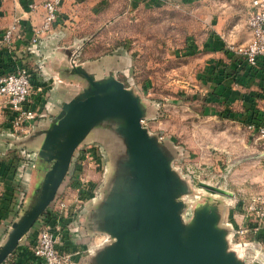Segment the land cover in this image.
I'll return each instance as SVG.
<instances>
[{"label": "water", "instance_id": "1", "mask_svg": "<svg viewBox=\"0 0 264 264\" xmlns=\"http://www.w3.org/2000/svg\"><path fill=\"white\" fill-rule=\"evenodd\" d=\"M80 48H55L52 117L22 137L4 138L34 146L35 156L21 207L0 238V264L49 210L78 150L93 142L104 150V180L75 223L85 237H104L87 248L82 264H245L243 245L232 242L234 229L225 220L233 193L204 181L205 193L195 192L171 164L181 158L179 147L141 124L159 116L160 105L118 78V52L77 63ZM190 193L196 199L187 201Z\"/></svg>", "mask_w": 264, "mask_h": 264}, {"label": "rangeland", "instance_id": "2", "mask_svg": "<svg viewBox=\"0 0 264 264\" xmlns=\"http://www.w3.org/2000/svg\"><path fill=\"white\" fill-rule=\"evenodd\" d=\"M162 1L88 0L83 7L70 5L68 17L61 18L54 33L59 35V44L78 38L75 41L81 48L76 60L113 52L131 56L132 69L128 76L118 72V78L126 85L140 88L160 105L159 116L149 120L147 126L179 147L181 158L173 159L171 164L180 175L189 178L191 188L205 193L199 189L200 181H204L233 193L227 200L229 204L225 205V220L231 222L234 229L233 215L241 213V199L264 191V136L250 131L243 122L251 107V104H245L248 99H244L245 103L224 101L222 106L214 104L213 113H209L206 104L211 102L208 100L211 88L203 82L204 66L198 62L192 68L190 55L175 54L186 43L193 19L186 9L179 10L174 6L178 0ZM89 3L93 5L90 7ZM246 16L247 12L245 21ZM262 76L253 81L258 92L256 107L264 100V84L258 83L264 82ZM93 143L95 155L83 160L81 174L91 188L95 185L97 191L104 180L106 167L103 148L99 143ZM195 196L190 193L186 199L194 200ZM186 214L192 215L191 208ZM36 226L35 223L33 227ZM262 232L264 228L257 235L249 233L242 239L251 242L242 252L245 264H264ZM103 237L95 234L83 242L82 238L75 240L88 248L101 242ZM239 240L232 235V242Z\"/></svg>", "mask_w": 264, "mask_h": 264}, {"label": "crops", "instance_id": "3", "mask_svg": "<svg viewBox=\"0 0 264 264\" xmlns=\"http://www.w3.org/2000/svg\"><path fill=\"white\" fill-rule=\"evenodd\" d=\"M74 1L64 2L61 5L58 12V20L53 25L52 33L39 39L38 43L41 42L39 46L32 45L30 39L34 27L38 26L42 21L44 14L43 0H4L0 6V35L4 33L14 18L18 19L11 46L0 49V72L9 71L16 65H25L32 69L34 74L42 79L47 87L43 98L44 105L39 117L34 121L35 125L50 119L56 103H58L56 94L57 80L51 66L57 54L55 48L68 47L78 42L77 40L75 41L78 38H74L69 43L59 44L57 41L59 35L57 36L54 33V30L59 28L61 18L68 17L67 9L71 7L70 5L78 4L83 7L88 0H79L76 4H72ZM159 1L161 2L162 0ZM29 3L36 4V8L30 10ZM249 4L250 0H178L174 3L177 9H186L191 15V19H193L186 43L181 50L175 51V54L190 55L189 62H193L192 68L196 67L198 62H201V65L204 66L203 82L211 88L208 92V100H211V102L206 104L209 113H213L214 104L219 103L222 106L224 101L225 103L231 101L234 104L235 102L245 103L244 99H248V103L245 104H251L249 106L256 107L258 92L255 91L257 87H254L253 81H255V78L264 75V67L251 68L249 70L244 68V66L237 65L234 56H231L232 52L228 53L226 51L225 41L222 38V35H225L226 39L233 44L246 43L249 40L250 32L245 21V13L249 8ZM92 5L91 3L88 4L90 7ZM77 15L79 16V14ZM103 55L92 59H77V63L95 60ZM116 55L118 56V61L123 64V70L119 72H123L124 76H128L129 70L132 69L131 56L120 52L116 53ZM126 70L128 71L126 72ZM197 77H200V74ZM258 83L264 84L261 80ZM248 85L251 87L246 88ZM141 91L145 98L150 99L144 94L143 90ZM3 130L0 127V162L2 163V168L5 166L7 170L3 176V184L0 191V238L21 207L28 179V169L35 156L34 146L18 147L5 141L4 138L8 134ZM22 136L24 135L18 136V138ZM92 146H94V143L86 144L78 150L72 170L64 186L59 188L55 198L68 186L74 169L84 157L83 150H91ZM238 221H240V213L233 215V225H236ZM73 224H76L75 221L68 226ZM35 228L32 227L24 242L19 244L16 250L2 264H12L19 261L27 264H37L39 262L33 257L27 246L33 239ZM85 239L86 237L83 236L81 242ZM77 244L84 249L86 248L84 244ZM86 254L87 252L84 255L81 254L78 259L79 262Z\"/></svg>", "mask_w": 264, "mask_h": 264}, {"label": "built area", "instance_id": "4", "mask_svg": "<svg viewBox=\"0 0 264 264\" xmlns=\"http://www.w3.org/2000/svg\"><path fill=\"white\" fill-rule=\"evenodd\" d=\"M4 0H0V6ZM71 0H43L44 14L41 23L34 27L30 39L36 45L43 36L49 35L58 20L59 8ZM30 10L36 4L29 3ZM18 19L8 25L0 35V49L9 48L12 36L17 29ZM246 25L250 38L246 43L233 44L222 35L225 48L232 52L240 64L252 68L264 67V0H250ZM262 65V66H261ZM45 82L25 65H16L12 70L0 72V127L8 135L18 137L29 133L34 121L43 108ZM258 108V121L246 123L250 131L264 136V100ZM142 125L148 121L141 119ZM83 158L74 169L67 188L54 199L49 210L36 222L33 239L27 244L37 264H81L79 257L87 252L81 245L70 241L68 225L78 218L88 197L94 196L95 185L91 188L88 180L81 174L83 160L95 155L94 149L84 151ZM3 180L0 178V191ZM242 207L240 221L234 226V236L242 243V250L251 245L242 240L247 234H259L264 228V191L256 192L239 202ZM16 264H27L16 262Z\"/></svg>", "mask_w": 264, "mask_h": 264}, {"label": "trees", "instance_id": "5", "mask_svg": "<svg viewBox=\"0 0 264 264\" xmlns=\"http://www.w3.org/2000/svg\"><path fill=\"white\" fill-rule=\"evenodd\" d=\"M226 51L228 52V53H230L227 49H226ZM194 52V51H193ZM188 54H192V53H188ZM231 56L233 57L234 56V58H235V62H236V64L237 65H241V66H244V68H246V69H249V70H251V68L252 67H249V66H247V65H245V64H240L239 62H238V60H237V57L233 54V53H231ZM13 69V68H12ZM12 69H10V70H12ZM245 100H247V99H245ZM250 102H251V100H250ZM252 103V102H251ZM226 115V114H225ZM259 120V116H258V109H257V107H250L248 110H247V114L244 116V120H243V122L246 124V123H248V122H252V121H258ZM2 163L0 162V178L3 180V176H4V174H5V172H6V170H7V167H3L2 168V165H1ZM262 234L264 235V232H262ZM12 264H16L15 262L14 263H12Z\"/></svg>", "mask_w": 264, "mask_h": 264}, {"label": "flooded vegetation", "instance_id": "6", "mask_svg": "<svg viewBox=\"0 0 264 264\" xmlns=\"http://www.w3.org/2000/svg\"><path fill=\"white\" fill-rule=\"evenodd\" d=\"M69 235H70L72 243H77L78 240L76 241L75 239L77 238L80 239L83 237L77 223L69 226Z\"/></svg>", "mask_w": 264, "mask_h": 264}]
</instances>
